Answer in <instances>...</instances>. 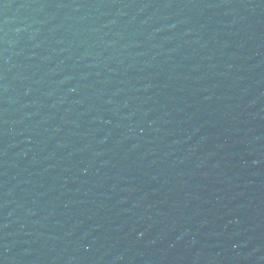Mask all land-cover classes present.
<instances>
[{"label":"water","instance_id":"1","mask_svg":"<svg viewBox=\"0 0 264 264\" xmlns=\"http://www.w3.org/2000/svg\"><path fill=\"white\" fill-rule=\"evenodd\" d=\"M0 264H264V0H0Z\"/></svg>","mask_w":264,"mask_h":264}]
</instances>
